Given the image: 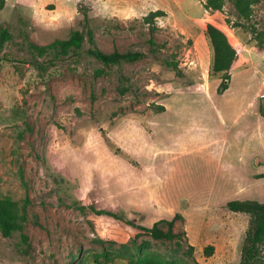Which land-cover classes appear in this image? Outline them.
<instances>
[{
  "label": "rangeland",
  "instance_id": "obj_1",
  "mask_svg": "<svg viewBox=\"0 0 264 264\" xmlns=\"http://www.w3.org/2000/svg\"><path fill=\"white\" fill-rule=\"evenodd\" d=\"M206 2L0 0V196L14 199L25 215L21 231L0 233V264H141L145 256L176 264L239 262L249 215L225 203L264 201L258 173L264 161L255 165L261 140L248 135L256 126L255 100L263 118L256 130L264 133V0L248 19L232 0L219 10ZM156 9L165 15L154 21L157 50L150 51L143 18ZM205 18L225 26L242 47L244 62L232 67L222 94ZM76 29L90 30L103 51L141 50L146 57L96 76L103 65L85 53L87 37L76 52L31 45L66 39ZM202 84L211 97L197 93ZM158 105L169 110L156 111ZM102 133L132 163L112 152ZM122 133L139 162L121 146ZM139 170L149 181H140ZM131 191L141 206L127 202ZM90 206L146 226L180 213L173 227L179 236L132 239L128 225Z\"/></svg>",
  "mask_w": 264,
  "mask_h": 264
},
{
  "label": "trees",
  "instance_id": "obj_2",
  "mask_svg": "<svg viewBox=\"0 0 264 264\" xmlns=\"http://www.w3.org/2000/svg\"><path fill=\"white\" fill-rule=\"evenodd\" d=\"M259 0H232L233 6L237 15L244 19H248L251 16L252 8ZM223 0H207L205 6L214 10L221 9ZM165 15L162 9L151 10L143 18L148 24L149 38L147 42L150 44V51H156L153 47L156 42L153 39L156 27L154 21L156 18ZM204 32L212 47V63L211 70L214 73H221L222 79L217 87V93L222 94L227 88L228 84L225 82L230 78V70L234 65L244 62V57L241 55L242 47L236 41L232 33L223 25L218 24L210 18L203 20ZM2 40L7 39L6 31H2ZM87 37L89 47L85 50V53L96 61L100 62L103 67L96 68L94 73L96 76L102 75L106 68L112 66L120 67L123 63H135L146 57V53L141 50L126 49L119 51L114 49L110 52L100 49L94 41L93 34L90 30L84 33L82 30H72L70 35L66 39H56L50 43L39 45L31 43V45L38 50H44L47 48L58 49L63 53L76 52L82 46L83 41ZM163 63L166 66L178 69V65L175 61H171L168 58L163 59ZM120 94L126 92V88H119ZM156 111H163L165 107L158 105ZM260 113L263 115V110L260 106ZM142 125L147 129V124L142 121ZM106 146L115 154L120 155L130 163H132L129 155H124L119 147H115L111 140L105 133H102ZM228 210L233 212H242L249 215L248 227L245 236L242 241L240 259L238 263L231 264H264V201H258L255 199L238 200L231 199L225 203ZM90 210L95 214H106L114 220H118L123 224L128 225L132 232V239H136L140 236H149L157 240H173L179 236V233L175 232L173 227L175 220L181 217L180 213L174 214L171 219H160L154 222L151 226L135 223L132 219H126L119 215L117 212L105 209H95L90 206ZM25 221V215L19 209L17 202L9 196H0V233L4 237H10L15 232L21 231L22 222ZM166 223L167 228L160 226V223ZM22 240L26 237L20 233ZM213 249L212 245L205 247L204 251L210 253ZM141 264H176L174 262H164L153 256H145L140 260Z\"/></svg>",
  "mask_w": 264,
  "mask_h": 264
},
{
  "label": "crops",
  "instance_id": "obj_3",
  "mask_svg": "<svg viewBox=\"0 0 264 264\" xmlns=\"http://www.w3.org/2000/svg\"><path fill=\"white\" fill-rule=\"evenodd\" d=\"M235 66V65H234ZM232 69V68H231ZM260 81V84H262V81H261V79L259 80ZM215 83L217 84V80L215 81ZM215 85V84H214ZM205 84H202L200 87H198L197 88V90H199L197 93H199V94H201L202 96H204L206 99L207 98H209V97H211L212 96V92L211 91H209V90H207L206 92H203V90L205 89ZM210 89V88H209ZM226 91V90H225ZM224 91V92H225ZM211 92V93H210ZM223 92V93H224ZM179 95V94H178ZM251 102V101H250ZM255 107H253V114H254V118L256 119V123H255V127L254 128H252L251 129V131H250V133L248 134L249 135V138L250 139H253V141L254 142H256L257 141V136H258V138H260V140H261V157L260 158H257V159H255V165H260L259 163H260V161H264V133H257L258 131L256 130L257 129V127H258V121H260L261 120V116L258 114V107H257V102H256V100H255ZM250 109H251V107H250ZM169 110V108L168 107H166V109H165V111L164 112H167ZM262 120H263V118H262ZM262 122V124H264V122L263 121H261ZM262 126L263 125H261L260 126V129L262 128ZM241 132H245V131H242L241 130ZM130 134H132V135H134V133H130ZM145 133L144 132H142L141 133V130H140V128L138 129V133H136V137H137V139H140V142H141V137L143 138L145 135H144ZM126 133H122V136H121V146L123 147V148H125L130 154H133L135 157H136V160H137V158L139 157L138 156V153L139 152H137L136 151V148H134V144L132 143V144H129L130 142H126ZM142 140H144V138L142 139ZM155 152L156 151H154V154H155ZM137 162H139L138 160H137ZM140 165H141V163H140ZM143 165V164H142ZM259 167V172L258 173H264V164H261L260 166H258ZM126 170H128V172H134L133 171V169H132V167H127V169ZM138 173H139V177H140V181L141 182H145V181H149V179H147V177H148V175L147 174H145V171H143V170H139L138 171ZM137 173V174H138ZM258 173H256L255 175H257ZM147 175V176H146ZM255 175H253L252 177H254ZM253 182L254 181H256V178H253V180H252ZM128 186V185H127ZM130 187H132L131 185H129ZM134 192L135 191H131L130 192V194H129V199H127V202H130V203H133V204H135L137 207H139V206H141V203H139V202H141V201H139V194H138V196H137V194L135 195L134 194ZM134 197H136V198H134ZM138 197V198H137ZM136 200H138L137 202H136ZM129 203V204H130ZM146 204V203H145ZM147 206L149 205V204H146ZM128 206H133V205H128ZM145 206V205H144ZM153 206H154V204H153Z\"/></svg>",
  "mask_w": 264,
  "mask_h": 264
},
{
  "label": "built area",
  "instance_id": "obj_4",
  "mask_svg": "<svg viewBox=\"0 0 264 264\" xmlns=\"http://www.w3.org/2000/svg\"><path fill=\"white\" fill-rule=\"evenodd\" d=\"M263 89H264V81H263ZM260 96L264 97V92Z\"/></svg>",
  "mask_w": 264,
  "mask_h": 264
}]
</instances>
